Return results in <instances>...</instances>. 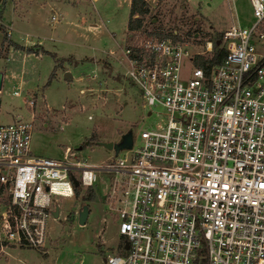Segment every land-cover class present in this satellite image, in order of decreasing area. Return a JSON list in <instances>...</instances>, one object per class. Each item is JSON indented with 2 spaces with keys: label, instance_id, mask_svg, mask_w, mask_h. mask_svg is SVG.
Returning a JSON list of instances; mask_svg holds the SVG:
<instances>
[{
  "label": "built area",
  "instance_id": "built-area-1",
  "mask_svg": "<svg viewBox=\"0 0 264 264\" xmlns=\"http://www.w3.org/2000/svg\"><path fill=\"white\" fill-rule=\"evenodd\" d=\"M223 1L224 53L208 71L195 61L212 56L213 41L190 51L176 32L137 27L108 51L146 115L155 113L114 158L88 165L68 146L61 159L33 156L32 115L0 123V253L42 248L72 179L87 188L103 173L120 238L107 264H264V0H247L245 25Z\"/></svg>",
  "mask_w": 264,
  "mask_h": 264
},
{
  "label": "rangeland",
  "instance_id": "rangeland-1",
  "mask_svg": "<svg viewBox=\"0 0 264 264\" xmlns=\"http://www.w3.org/2000/svg\"><path fill=\"white\" fill-rule=\"evenodd\" d=\"M60 1L67 6L62 19L55 24H51L49 17L52 12L47 9L35 14L42 23L40 37L45 32L60 39L51 44L65 51V55L60 57L64 58L60 59L61 66L47 82L52 65L45 61L38 63L35 73L40 81L35 91L23 92L16 98L9 97L7 90L2 91L0 123L12 121L16 114L25 120L32 115L30 155L61 159L63 148L68 146L75 151L76 158H81L88 165H99L108 157L114 158V155L113 151L97 145V141L115 142L122 133L130 131L136 144L139 130L153 124L155 113L146 115L137 89L120 77L123 69L107 51L122 46L129 34L127 30L124 38L127 0ZM143 1L147 13L138 18V28L150 29L157 34L176 32L180 34L179 39L193 43L190 51H201L205 40L216 39L228 20L223 0ZM231 5L243 25L252 21L247 0H233ZM18 7L10 9L6 6L3 18L11 13L17 14ZM34 7L21 3L20 13L24 18L31 16ZM136 17L133 15L131 19ZM9 31L11 42L18 35L21 38L26 36L23 32L17 33L20 31ZM0 34L2 41L1 30ZM194 34H198V39L190 40ZM28 38L34 41V47H39L35 45L34 37ZM5 47L8 46L2 45L0 54ZM12 48L25 52L24 47ZM83 56V60L74 59ZM62 69L69 72L70 77L64 78L66 71ZM28 74L27 71L26 79ZM4 89L3 82L1 90ZM27 95H32L31 108L26 103V99L29 100ZM155 111L160 112L158 109ZM93 139L96 141L93 142ZM86 141L90 144L79 149ZM110 179L106 174H99L94 186L78 187L77 197L73 194L59 198V215L54 220H48L42 248L7 247L0 253V264H107L104 258L107 254H117L120 242L117 220L106 213L103 203ZM83 204L87 205L88 215L85 223L79 225L76 213ZM103 236L106 244L102 243Z\"/></svg>",
  "mask_w": 264,
  "mask_h": 264
},
{
  "label": "crops",
  "instance_id": "crops-1",
  "mask_svg": "<svg viewBox=\"0 0 264 264\" xmlns=\"http://www.w3.org/2000/svg\"><path fill=\"white\" fill-rule=\"evenodd\" d=\"M128 2V10H129V2L130 0H127ZM25 3L26 5H33L35 6V11L33 15H27V17L24 18V15L20 13V4ZM18 13L14 14L11 13L9 16H7L6 19L3 18V11L5 10V7L8 6L12 8L18 6ZM67 3H64L60 0H0V25H2L7 32V35L9 36L10 31L9 30H16L20 31L17 33H24L26 35L25 37H22L18 35V38L13 39L14 43L20 45L24 48H32L33 50L38 48L37 53H26L21 50H17L12 48V46L5 47L4 50L0 54V72L2 73L1 76V87L4 82L5 89H0V94H2V91L5 92L9 97H20L23 92L26 91H35L39 87V81L40 77L36 75V65L40 63L41 61H45L46 64L52 65V71L53 74L55 73V70L61 66L60 58L65 55V51L61 50L60 48L54 47L51 43L52 42H59L60 39L57 37V35H53L48 33L47 35H42V23L40 20V17L38 14H35L36 11H42L43 9H47L48 11L52 12V15L54 17V20H51L49 17V20L51 21V24H55L56 22L60 21L62 19V13L66 9ZM127 10V12H128ZM23 17V19H22ZM128 19V14H127ZM126 19V24H127ZM41 28V30H40ZM40 30V31H39ZM59 30H61V27H59ZM27 31V32H25ZM50 31V30H49ZM126 25H125V33H123V36L125 38L126 36ZM28 37H34L36 39L35 45L39 47H34V41L31 40V38ZM43 39L47 41L46 44L42 42ZM19 42V43H18ZM0 45H1V34H0ZM0 46V51H1ZM44 50L48 52L49 54L41 53L40 50ZM109 51V49L107 50ZM53 55V56H52ZM71 56V55H68ZM87 57V56H86ZM74 58V57H73ZM85 56L83 57H77L74 58L76 61L83 60ZM93 58V57H92ZM94 59H97L94 58ZM108 62H112L110 59H108ZM95 69H92L94 71ZM29 72V77L26 79L25 73ZM62 71H66L65 69H62ZM23 90V91H22ZM12 91H17L18 95L14 96L12 94ZM1 103V99H0ZM19 117V115H15L14 118ZM13 118V119H14ZM109 141V140H106ZM120 240V238H119ZM102 243H105V238L103 236ZM106 244V243H105Z\"/></svg>",
  "mask_w": 264,
  "mask_h": 264
},
{
  "label": "trees",
  "instance_id": "trees-1",
  "mask_svg": "<svg viewBox=\"0 0 264 264\" xmlns=\"http://www.w3.org/2000/svg\"><path fill=\"white\" fill-rule=\"evenodd\" d=\"M146 13H147V6L143 0H130L126 29L129 31V30L137 28L140 25V19H138V18H140L141 16H143ZM133 15H137V17L135 19H131ZM0 30L3 33L2 41H1V45H0L1 47H2V45H7V46H14V47L19 48V49L22 48L19 45L11 42L8 39L6 29L2 25H0ZM160 35H164V34L161 33ZM216 41H218V37L213 40V48H212L213 51H212V56L210 58L203 59V58L199 57L195 61L196 64L199 66H202L205 71H208L212 64L219 62V60L221 59V57L224 53V51L218 47V43H216ZM24 51L26 53H37V51H34L28 47L24 48ZM40 52L45 53V54H49L48 52H46L42 49L40 50ZM52 76H53V71L49 74L47 82L52 78ZM95 141H96V139H93V142H95ZM88 144H90V141L83 142L81 144V146L79 147V149H81L83 146L88 145ZM78 187L79 186H76L73 188V194L75 195V197L78 196V189H79ZM87 198H89V196Z\"/></svg>",
  "mask_w": 264,
  "mask_h": 264
},
{
  "label": "water",
  "instance_id": "water-1",
  "mask_svg": "<svg viewBox=\"0 0 264 264\" xmlns=\"http://www.w3.org/2000/svg\"><path fill=\"white\" fill-rule=\"evenodd\" d=\"M218 43V41H216ZM1 76L2 73L0 72V89H1ZM64 78L70 77L69 72H65L63 75ZM97 145H100L108 150L113 151L114 154H116L119 150L122 149H129L132 144V134L130 131H126L122 133L119 136V139L115 142L113 141H97ZM73 181V186L76 187L78 185L77 181L75 179H72ZM77 223L79 225H83L86 221L87 215H88V208L86 204H83L77 209ZM54 218H57L59 215V212L57 209H55L52 213Z\"/></svg>",
  "mask_w": 264,
  "mask_h": 264
}]
</instances>
